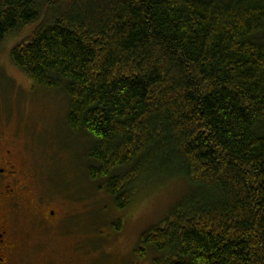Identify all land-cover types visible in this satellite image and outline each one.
<instances>
[{
    "label": "trees",
    "instance_id": "trees-1",
    "mask_svg": "<svg viewBox=\"0 0 264 264\" xmlns=\"http://www.w3.org/2000/svg\"><path fill=\"white\" fill-rule=\"evenodd\" d=\"M9 37L16 68L63 89L115 209L190 184L138 258L264 264V0H0Z\"/></svg>",
    "mask_w": 264,
    "mask_h": 264
},
{
    "label": "rangeland",
    "instance_id": "rangeland-1",
    "mask_svg": "<svg viewBox=\"0 0 264 264\" xmlns=\"http://www.w3.org/2000/svg\"><path fill=\"white\" fill-rule=\"evenodd\" d=\"M17 42L9 37L0 46V145L15 142L32 175L31 198L46 200L61 215H74L72 232L62 235L41 226L32 212L19 211V263L150 264L149 254L140 259L134 248L141 234L191 191L190 184L183 176L152 183L134 194L128 208L115 209L104 181L87 175L88 141L66 123L63 89L35 86L11 63Z\"/></svg>",
    "mask_w": 264,
    "mask_h": 264
},
{
    "label": "flooded vegetation",
    "instance_id": "flooded-vegetation-1",
    "mask_svg": "<svg viewBox=\"0 0 264 264\" xmlns=\"http://www.w3.org/2000/svg\"><path fill=\"white\" fill-rule=\"evenodd\" d=\"M13 140H4L0 145V264H20L19 237L15 217L19 211L32 212L39 224L46 228L59 229L68 235L73 229L74 215L59 214L57 209L42 198H31L33 179Z\"/></svg>",
    "mask_w": 264,
    "mask_h": 264
}]
</instances>
